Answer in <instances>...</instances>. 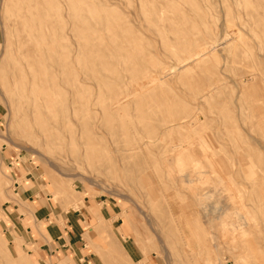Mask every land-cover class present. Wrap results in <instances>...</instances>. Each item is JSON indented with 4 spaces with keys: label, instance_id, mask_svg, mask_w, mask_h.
Returning <instances> with one entry per match:
<instances>
[{
    "label": "rangeland",
    "instance_id": "rangeland-1",
    "mask_svg": "<svg viewBox=\"0 0 264 264\" xmlns=\"http://www.w3.org/2000/svg\"><path fill=\"white\" fill-rule=\"evenodd\" d=\"M34 2L52 22L54 62L13 64L12 20ZM143 2L0 0V147L44 202L81 212L86 248L105 264L119 252L103 208L140 264H216L219 253L264 264V0ZM204 43L207 59L178 70L174 59ZM32 75L35 96L20 103ZM9 171L0 169V204ZM235 211L246 226L234 232L221 222ZM1 237L0 264H32L11 259Z\"/></svg>",
    "mask_w": 264,
    "mask_h": 264
},
{
    "label": "crops",
    "instance_id": "crops-1",
    "mask_svg": "<svg viewBox=\"0 0 264 264\" xmlns=\"http://www.w3.org/2000/svg\"><path fill=\"white\" fill-rule=\"evenodd\" d=\"M17 161L0 147V169L5 166L10 170L13 181L12 194L5 191L6 201L0 204V233L8 256L32 264H105L93 249L86 248L81 212L61 210L51 205L49 199L44 202L45 196L35 177L28 173L20 177L14 173ZM110 209H101L100 216L104 222H111L115 232L109 240L120 249L110 260L111 264H140L139 252L130 250L116 231L119 228H114V210Z\"/></svg>",
    "mask_w": 264,
    "mask_h": 264
},
{
    "label": "bare ground",
    "instance_id": "bare-ground-1",
    "mask_svg": "<svg viewBox=\"0 0 264 264\" xmlns=\"http://www.w3.org/2000/svg\"><path fill=\"white\" fill-rule=\"evenodd\" d=\"M152 1V0H151ZM144 2H145V0H144ZM143 2V3H144ZM159 2V1H158ZM151 3V2H150ZM163 3V2H162ZM39 4L40 3H37V2H34L33 4H30L28 7H27V12H26V14L25 15H23V14H19V15H16L15 13V17L16 18H14L13 20H12V28H13V34H14V38H15V44H16V47H15V50H13V51H10V54H11V57H12V62H13V64L15 63V62H19L20 60H22V59H24L28 64H29V66L31 65V64H33V63H36V58H38V60H39V62L40 63H42L41 65H43V58L42 57H45V58H47V59H52V63L54 62V59H53V57L55 56V48H56V39H55V36H54V34H53V26H52V22L51 21H49V18L47 17V16H45V12H44V10H41L40 8H39ZM152 4V3H151ZM160 4V3H159ZM153 5V4H152ZM254 5V4H253ZM7 7V6H6ZM12 7V6H11ZM139 7H142V6H139ZM163 7V6H162ZM154 9V8H153ZM164 9V8H163ZM7 10H9V9H7ZM148 11V10H147ZM157 13V12H156ZM155 13V14H156ZM259 14H261V13H259ZM253 15V14H252ZM255 16V15H254ZM253 16V17H254ZM28 17V18H27ZM252 17V16H251ZM256 17V16H255ZM229 18V17H228ZM235 18V17H234ZM254 19V18H253ZM255 20V19H254ZM254 23V22H253ZM252 23V24H253ZM256 23V22H255ZM9 24H10V22H9ZM38 24V25H37ZM165 24V23H164ZM258 24V23H257ZM35 26H38V31L36 30H34L33 28H35ZM165 26V25H164ZM257 26V25H256ZM261 26V25H260ZM233 28V27H232ZM264 28V27H263ZM115 29V28H114ZM126 29V28H125ZM166 29H167V27H166ZM50 30H51V33H49L50 32ZM235 30V29H234ZM229 31V30H228ZM34 33H38V36H39V43H40V51L39 50H34V47H33V45H32V42H34V37H33V34ZM225 33V32H224ZM50 34V35H49ZM220 37V36H219ZM234 38H236V37H234ZM176 39V38H175ZM61 40V39H60ZM36 44V43H35ZM244 44V43H243ZM242 44V45H243ZM219 45V44H218ZM208 47H211V45L209 46V44L206 46L205 45V43L203 44V46L202 45H199V46H196V48L193 50L192 48H190V47H188L187 49H186V51H185V54L184 55H182V56H180V58H176V59H174L175 61H176V67H178V70H180V69H183L186 65H187V63H190V62H192L193 64L195 63V64H197V63H200V62H202V61H204V60H206L207 59V57L209 56V53H210V51H209V49L210 48H208ZM15 51V52H14ZM237 52V51H236ZM241 52V51H240ZM242 53V52H241ZM17 54V55H16ZM54 54V55H53ZM233 56V55H232ZM237 57V56H236ZM235 59V56H234V58H232V60H234ZM238 59V58H237ZM39 62H38V64H39ZM233 62V61H232ZM236 62V61H235ZM238 62V61H237ZM230 63H231V61H230ZM16 64V63H15ZM57 64V63H56ZM174 64H175V62H174ZM223 64V63H222ZM25 66V65H24ZM61 66H62V68L64 69V72L66 73V75L69 77V76H71L72 75V73L70 72V68H69V64L68 63H65V62H61ZM197 67V66H196ZM25 68H26V66H25ZM238 68V67H237ZM14 70H15V67H14ZM45 70V69H44ZM238 70V69H237ZM236 70V71H237ZM22 71V70H21ZM162 71H165V70H162ZM176 71H177V69H176ZM174 72H175V69H174ZM219 72V71H218ZM16 73V72H15ZM39 73H41V72H39ZM173 73V72H172ZM251 73V72H250ZM21 74H22V72H21ZM38 73H35V75H37ZM162 74V73H161ZM165 73H163L162 74V76L164 75ZM168 74H170V73H168ZM168 74L166 75V76H168ZM16 75H17V73H16ZM21 76V75H20ZM66 76V77H67ZM155 78H157L155 75H153ZM243 76V75H242ZM252 76V75H251ZM16 77H19V76H16ZM24 77V76H23ZM72 77V76H71ZM150 78H152L153 79V77L151 76ZM165 78H167V77H165ZM147 79V78H146ZM162 79H164V77L162 78ZM145 80V79H144ZM143 80V81H144ZM150 80V79H149ZM148 80V81H149ZM158 80H161L160 78L158 79ZM24 81V80H23ZM142 81V82H143ZM157 81V80H156ZM67 82H68V80H67ZM152 82V81H151ZM150 81H149V83H151ZM153 82H155L154 80H153ZM159 82H161V81H159ZM241 82V81H240ZM246 82V81H245ZM139 83V82H138ZM137 83V84H138ZM146 83H148L147 82V80H146ZM148 83V84H149ZM136 84V85H137ZM142 84V83H141ZM143 84H144V82H143ZM142 84V85H143ZM242 84V83H241ZM134 85V84H133ZM140 85V84H139ZM153 85H154V83H153ZM28 87H27V89H22V90H20V91H18V101L20 102V103H23V102H25V101H27V100H29V99H31V98H33V96H35V87H36V80H35V78L33 77V75L30 77V80H29V82H28V85H27ZM45 87V86H44ZM132 88H134V90L133 89H131V90H133V91H135L136 89H137V87H136V89H135V86L134 87H132ZM107 89V88H106ZM144 90V89H143ZM114 91V90H113ZM132 92V91H131ZM203 92H206V91H203ZM140 92H137V94H139ZM237 93H238V91H237ZM136 95V94H135ZM133 97V96H132ZM121 98V97H120ZM131 98V97H130ZM235 99V98H234ZM125 101H127V100H125ZM124 101V102H125ZM121 102V101H120ZM209 102V101H208ZM116 103V104H115ZM122 103V102H121ZM120 103V104H121ZM114 105L116 106V105H118V100L116 101V102H114ZM200 114V113H199ZM190 120V119H189ZM199 122V121H198ZM197 124V123H196ZM200 139V138H199ZM255 141V140H254ZM256 142V141H255ZM258 142V141H257ZM201 143H204L203 141L201 142ZM205 145V147H208L206 144H204ZM208 149V148H207ZM32 152V151H31ZM212 154V153H211ZM215 157V156H214ZM217 158V157H216ZM222 158V157H221ZM221 158H219V159H221ZM239 158V157H238ZM240 159V158H239ZM241 159L243 160V158H242V156H241ZM240 159V160H241ZM206 160H204V162H205ZM217 161H220V160H217ZM222 162H223V160H221ZM240 162V161H239ZM241 162H244L245 163V161H241ZM240 162V163H241ZM218 163H220L221 164V162H218ZM225 163V162H224ZM252 164V163H251ZM221 165H223V164H221ZM242 165V164H241ZM199 166H201V165H199ZM209 166H210V164H209ZM222 167H224V165L222 166ZM242 167H243V165H242ZM253 167V166H252ZM211 168H212V166H211ZM220 168V167H219ZM244 168V167H243ZM242 168V169H243ZM202 169V168H201ZM226 169V167L224 168V170ZM248 169H250V168H248ZM221 170H223V169H221ZM223 170V171H224ZM227 170V169H226ZM225 170V171H226ZM247 169L245 168V171H246ZM200 171V170H199ZM252 171V170H251ZM227 172H229V171H226V174H228ZM197 172H195V174H196ZM202 173V172H201ZM255 173V172H254ZM206 174V173H205ZM213 174V173H212ZM199 175H200V172H199ZM203 175V174H202ZM213 175H215V173L213 174ZM255 175H257V174H255ZM195 176V175H194ZM225 176V175H224ZM242 176H243V174H242ZM246 176V175H245ZM252 176V175H251ZM186 177H187V175H186ZM212 177V176H211ZM218 177V176H217ZM257 177V176H256ZM196 178H197V176H196ZM214 178V177H213ZM251 178V177H250ZM259 178H260V176H259ZM220 179V178H219ZM246 179H248V178H246ZM188 182H189V180H188ZM190 182H192L191 180H190ZM189 182V183H190ZM247 182V181H246ZM175 183V182H174ZM211 184V183H210ZM219 184H220V182H219ZM208 185V184H207ZM203 186H205V185H203ZM210 186V185H209ZM211 187V186H210ZM208 188V187H207ZM215 189V188H214ZM202 190H203V188H202ZM202 190L201 191H199L200 192V194L202 193ZM204 190H206L207 191V189H206V187L204 188ZM206 191H204L205 193H206ZM224 191H227V190H224ZM208 194V193H207ZM198 195V194H197ZM209 196V195H208ZM211 197V196H210ZM210 197H208V198H210ZM224 197V196H223ZM214 197H212V199H213ZM211 199V200H212ZM207 200V199H206ZM206 200H204L205 202H207ZM219 200H221V199H219ZM210 201V200H209ZM199 202V201H198ZM227 202V201H226ZM228 204H229V202H228ZM233 204H234V202H233ZM202 205V204H201ZM243 205V204H242ZM72 206H74L75 207V205L74 204H72ZM216 207H217V204H216ZM215 207V208H216ZM214 208V207H213ZM237 210V209H236ZM226 211H227V209L225 208V210H223V212L221 213V217H226ZM95 214V213H94ZM96 215V214H95ZM232 215H233V213H232ZM234 217H235V220L234 221H232V222H221L222 224H225V226H231L232 227V231H240V230H243V228L246 226V223H245V221L243 220V217L241 216V215H239V213L238 212H234ZM220 219V218H219ZM218 219V220H219ZM232 219H233V217H232ZM212 220V219H211ZM251 222H253V220L251 219ZM254 224V223H253ZM224 228V227H223ZM120 232H122V231H120ZM245 233V232H244ZM239 235V234H238ZM220 236H222V234L220 235ZM226 236V235H225ZM225 236H222V237H225ZM234 238V237H233ZM233 238H232V240H233ZM224 238H222L221 240H223ZM213 241V239H211V237H210V242H212ZM235 241V240H234ZM232 242V241H231ZM251 242V241H250ZM253 242V241H252ZM255 242V241H254ZM253 242V243H254ZM234 242H232V244H233ZM257 244H259L258 243V241H257ZM249 245V244H248ZM248 245H246V246H248ZM230 246H233V245H230ZM229 246V247H230ZM261 246V245H260ZM110 249L111 250H113V251H116V250H114L115 248H114V246L112 247V246H110ZM228 249V248H227ZM231 250V249H230ZM118 251H119V249H118ZM215 251V250H214ZM233 251H235V250H233ZM257 251V250H256ZM254 252V251H253ZM252 252V253H253ZM208 252H207V250H206V254H207ZM220 254V259H221V256H222V254L221 253H219ZM259 254V253H258ZM260 255V254H259ZM264 255V254H263ZM254 256V255H253ZM223 257V256H222ZM257 256H255V259H257L256 258ZM260 257V256H259ZM262 258V257H261ZM261 258H258V259H261ZM219 259V258H218ZM220 259H219V262L218 263H216V264H226V263H222L221 261H220ZM257 259V260H258ZM262 260V259H261ZM260 261V260H259ZM263 261V260H262ZM214 262V261H213ZM258 262V261H257ZM209 264H210V261H209ZM212 264V263H211ZM229 264V263H228ZM248 264V263H247Z\"/></svg>",
    "mask_w": 264,
    "mask_h": 264
}]
</instances>
